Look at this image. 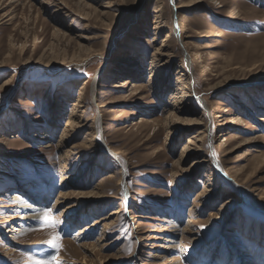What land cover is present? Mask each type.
<instances>
[{
  "label": "rangeland",
  "instance_id": "374dc122",
  "mask_svg": "<svg viewBox=\"0 0 264 264\" xmlns=\"http://www.w3.org/2000/svg\"><path fill=\"white\" fill-rule=\"evenodd\" d=\"M53 256L264 264V0H0V264Z\"/></svg>",
  "mask_w": 264,
  "mask_h": 264
},
{
  "label": "bare ground",
  "instance_id": "6f19581e",
  "mask_svg": "<svg viewBox=\"0 0 264 264\" xmlns=\"http://www.w3.org/2000/svg\"><path fill=\"white\" fill-rule=\"evenodd\" d=\"M182 29V28H181ZM161 57V56H160ZM155 60V59H154ZM153 74V71H151L150 73V78L153 77L152 76ZM180 79L177 78V82L180 83L181 81H179ZM137 85H132V87H136ZM178 86V85H177ZM136 90V89H135ZM239 120V119H238ZM70 127V125H68ZM66 135V134H65ZM63 135V137L65 136ZM188 144H191V142L188 140ZM187 144V145H188ZM189 147L188 146H184V148L182 149L181 153H180V156L181 158L185 157V155H187V152L189 151ZM70 177L68 176H65V178L63 179L64 181L65 180H68ZM12 199H18V196H14ZM17 201V200H16ZM19 209L23 211V220L25 221H35L37 220L38 218H40L43 214H44V208L43 206H32L31 204H29L28 202H26L25 200H22L19 204ZM23 230H28V229H25L24 226H21L20 227V231L22 232ZM23 234L26 233L25 231L22 232Z\"/></svg>",
  "mask_w": 264,
  "mask_h": 264
},
{
  "label": "snow or ice",
  "instance_id": "6c2138e0",
  "mask_svg": "<svg viewBox=\"0 0 264 264\" xmlns=\"http://www.w3.org/2000/svg\"><path fill=\"white\" fill-rule=\"evenodd\" d=\"M57 211H58V209H57ZM51 212H52L51 208L46 209L44 212V217H48ZM56 223H57L56 221H52L51 226L55 227ZM58 235L59 234H57V238H54L53 240L48 242L50 244V246L53 247L57 252H59V250H60V245L57 243ZM127 251L130 253L131 249L129 248V249H127ZM39 264H62V262L60 260H58L56 258V256H53L50 260H45L43 262H39Z\"/></svg>",
  "mask_w": 264,
  "mask_h": 264
}]
</instances>
